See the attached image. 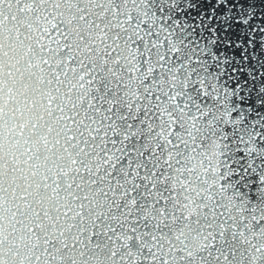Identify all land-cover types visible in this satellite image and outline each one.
Returning <instances> with one entry per match:
<instances>
[{"label":"snow or ice","instance_id":"snow-or-ice-1","mask_svg":"<svg viewBox=\"0 0 264 264\" xmlns=\"http://www.w3.org/2000/svg\"><path fill=\"white\" fill-rule=\"evenodd\" d=\"M213 3L0 0V264H264V70Z\"/></svg>","mask_w":264,"mask_h":264},{"label":"water","instance_id":"water-1","mask_svg":"<svg viewBox=\"0 0 264 264\" xmlns=\"http://www.w3.org/2000/svg\"><path fill=\"white\" fill-rule=\"evenodd\" d=\"M213 7V0H181L180 8L183 10H174L173 15L181 21L193 24L198 22V15L202 16L206 10ZM228 11L231 12L229 26L227 29L222 28L221 40L217 42L216 47L231 60L233 66L243 67L246 75L264 70V0H233V8ZM243 20H247V23H243ZM193 38L207 45L213 37L203 33ZM245 56L247 63L244 61ZM259 82L256 81L257 84ZM261 98L264 97L254 92L253 99Z\"/></svg>","mask_w":264,"mask_h":264}]
</instances>
